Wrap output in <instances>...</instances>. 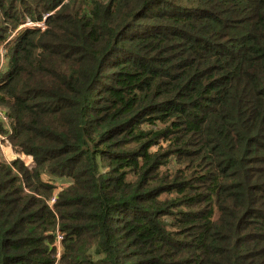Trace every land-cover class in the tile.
<instances>
[{
	"label": "trees",
	"instance_id": "obj_1",
	"mask_svg": "<svg viewBox=\"0 0 264 264\" xmlns=\"http://www.w3.org/2000/svg\"><path fill=\"white\" fill-rule=\"evenodd\" d=\"M0 14V264H264V0Z\"/></svg>",
	"mask_w": 264,
	"mask_h": 264
},
{
	"label": "rangeland",
	"instance_id": "obj_2",
	"mask_svg": "<svg viewBox=\"0 0 264 264\" xmlns=\"http://www.w3.org/2000/svg\"><path fill=\"white\" fill-rule=\"evenodd\" d=\"M0 22H1V14H0ZM15 33L16 32H14L12 35L14 36ZM4 65H5V58L1 57L0 69H2ZM8 126L10 127V125H8ZM5 139H6L5 136L3 137V140L0 139V161L3 160V161H7V162H12L14 159L20 158V159H23L25 162H30V160H29L30 158H27L24 155L17 154L16 152H14V150H12V148H10L8 143L5 142ZM44 179L49 181L50 177L45 176ZM66 182H67L66 179H63V180H57L56 179L57 185L65 184Z\"/></svg>",
	"mask_w": 264,
	"mask_h": 264
},
{
	"label": "built area",
	"instance_id": "obj_3",
	"mask_svg": "<svg viewBox=\"0 0 264 264\" xmlns=\"http://www.w3.org/2000/svg\"><path fill=\"white\" fill-rule=\"evenodd\" d=\"M36 26L44 28V22L34 23L31 20H27V22L23 26H21V29L26 28V27H36ZM0 121L7 126L10 125L9 119L5 115H3L1 112H0ZM5 137H6L5 142H7L8 137L7 136ZM53 203H55V198L51 201V204ZM61 242H62V237L57 235L58 257H60V254H61V249H62Z\"/></svg>",
	"mask_w": 264,
	"mask_h": 264
}]
</instances>
